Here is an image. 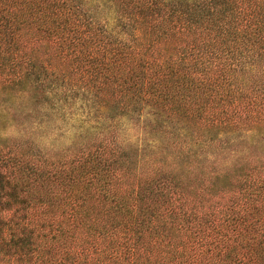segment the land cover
<instances>
[{"label": "trees", "instance_id": "1", "mask_svg": "<svg viewBox=\"0 0 264 264\" xmlns=\"http://www.w3.org/2000/svg\"><path fill=\"white\" fill-rule=\"evenodd\" d=\"M0 264H264V0H0Z\"/></svg>", "mask_w": 264, "mask_h": 264}]
</instances>
